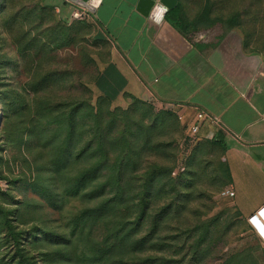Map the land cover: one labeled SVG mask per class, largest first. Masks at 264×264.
<instances>
[{
  "label": "rangeland",
  "instance_id": "rangeland-1",
  "mask_svg": "<svg viewBox=\"0 0 264 264\" xmlns=\"http://www.w3.org/2000/svg\"><path fill=\"white\" fill-rule=\"evenodd\" d=\"M205 6L212 17H233L249 48L264 51V0L189 1L191 13ZM60 23L49 0H0V243L6 233L11 243L1 246L0 253H13L10 246L17 233L25 236L42 229L73 240L76 264H264V241L233 209L230 199L220 196L223 180L216 159L224 155L223 149L207 144L185 153L183 129L169 117L164 123V113L145 104H97L93 112L100 119L94 115L91 125L98 129L100 120L108 131L111 151L106 168L88 187L90 194L86 189L67 193L66 185L58 188L47 156L28 135L27 119L42 111L41 103L52 92L70 100L79 78L96 98L93 79L99 60L109 53L108 41L93 23L73 24L65 32ZM34 37L49 44L40 57L31 43ZM51 73L59 74L58 81L41 86ZM122 150L126 156L121 193L113 187L102 189ZM74 163L77 170L84 165L81 160ZM179 165L184 170L178 172ZM111 199L116 205L99 220L86 222L81 215L83 209ZM2 211L9 213V222ZM119 227L124 234L134 228L135 232L110 252ZM25 243L38 264L49 258L44 251L55 255L60 248L52 239Z\"/></svg>",
  "mask_w": 264,
  "mask_h": 264
},
{
  "label": "crops",
  "instance_id": "crops-1",
  "mask_svg": "<svg viewBox=\"0 0 264 264\" xmlns=\"http://www.w3.org/2000/svg\"><path fill=\"white\" fill-rule=\"evenodd\" d=\"M137 1L103 0L90 11L88 21L109 43L95 93L122 107L134 98L151 106L155 100L171 103L183 116L178 122L184 132L198 108L220 116L225 129L205 122L200 140L222 134L229 176L222 190H235L227 198L249 220L264 206V51L245 47L236 27L189 24L198 16L190 12L192 0H178L160 25L137 10ZM179 2L182 13L175 10ZM49 3L65 21L78 7L69 0Z\"/></svg>",
  "mask_w": 264,
  "mask_h": 264
},
{
  "label": "trees",
  "instance_id": "trees-1",
  "mask_svg": "<svg viewBox=\"0 0 264 264\" xmlns=\"http://www.w3.org/2000/svg\"><path fill=\"white\" fill-rule=\"evenodd\" d=\"M182 8L183 4L179 2L175 10H181L182 13ZM59 21L61 22L60 29L62 31L64 30V32L67 26H71L73 24H90L87 20H74L70 22L62 20L60 17ZM218 22L225 24L229 28L237 26V22L233 19V17H229L226 20L222 17H212L207 11L206 6L203 10L198 11V16L195 17V19L188 23L195 26L196 24L201 23L212 25ZM31 41V43H35V46H37V48H35L36 57H40V55H42L44 51L49 48V44H46L42 38L36 39L34 37ZM244 44L245 47L249 48V44L247 42L244 41ZM53 50L54 49L52 48L49 52H53ZM98 73L99 67L93 82H95ZM58 75V73L47 74L41 86L44 84L43 87H51L58 81V78H56ZM89 86L90 85L88 83L79 78L75 87L76 92H74V96L70 100H64L63 98H60L56 92L55 94L52 92L51 97H44L45 99L41 103L42 111L33 117L29 116L27 119L29 137L32 136L31 138H34L36 147L41 150L42 154L47 156L48 171L56 179L58 188H64L66 185L68 187L66 189L67 193H80L82 190L86 189V195L90 194V191L88 192L87 190L88 187L98 181L99 174L104 171L109 161L111 142L108 136V131H106V126L99 120L98 129L94 128V125H91V117L95 115L93 111L97 108V104L104 101L111 105L113 102L109 98L102 95H98L95 98L92 95L93 93ZM132 102L152 107L145 102L137 100L136 98H134L131 103ZM124 109L127 110L128 108ZM160 112L164 113V117L161 119L164 123L168 122L167 119L170 118L178 125L180 130L182 129L183 126H180V120L174 112ZM95 116L100 119L99 115ZM95 130H97L96 134L90 136L95 132ZM94 138L97 140L96 149L93 148L95 142ZM124 140L128 145L131 143V141L127 138ZM207 144L217 145L225 151L222 134L220 132L215 140L210 142H203V140H200L196 145V148ZM130 147L131 146H129V148ZM120 153L122 154L117 155L116 160L111 165L112 168L110 167L114 174L104 181L102 189L113 187L121 193L120 191L123 189L124 180L122 160L126 156V150H122ZM95 156L98 157L96 161L93 160ZM222 157H218L216 159L218 165L217 174H221L223 180L221 189L229 179L227 169L221 160ZM76 160H81V164H84L81 166V169L77 170L76 166L74 168L72 167L73 164L71 165V162L74 161L76 163ZM146 199H148V194H145L143 198V203H145L144 213H146V208L148 207V200ZM105 202L106 203H101L96 207L86 208L81 211V215L86 217V222L89 219L99 220L104 215L103 213L105 211L109 210L113 205H116V202L114 203V200L112 199L110 201L106 200ZM2 212H4L3 214L6 222H9V213L5 211ZM236 212L239 214L238 211ZM17 215H20V212H18ZM141 217V215L138 216V222ZM114 232L116 233L117 242H111L109 246L110 252L120 249L121 245L126 240L125 237H129L133 234V232H135V228L131 231V233L126 234H124L121 227L116 229ZM7 238L8 233L1 238L3 239V242L0 243V247L3 245L9 246L11 244L6 240ZM50 239H52L55 245L60 246V248L57 250L55 255H52L49 249L43 252V255L49 256L46 264H76V246L73 240H71L67 234L48 233L42 229L29 231L25 234V236H23L22 233H17L13 244L10 246L13 253L11 254L8 250L4 254L0 253V255L3 254L0 256V264H38V260H35L33 256L28 254L25 241L29 244L34 243L35 240L45 242V240ZM137 245H139V242Z\"/></svg>",
  "mask_w": 264,
  "mask_h": 264
},
{
  "label": "built area",
  "instance_id": "built-area-1",
  "mask_svg": "<svg viewBox=\"0 0 264 264\" xmlns=\"http://www.w3.org/2000/svg\"><path fill=\"white\" fill-rule=\"evenodd\" d=\"M90 10L87 9L86 7H81L78 6L77 8H75L72 13H71V17H70V22L74 21V20H89L90 18ZM152 106L154 108L155 111H172L175 112L174 106L171 103L165 102V101H161V100H155L152 102ZM176 113V112H175ZM177 114L178 119L181 121L183 120V116L181 114ZM205 122H210L212 124H214L215 126H219L221 128V130H224V124L223 121L221 119L220 116L211 113L207 110L198 108L196 110V113L193 117L192 120H190L188 123H186V127H185V141L183 147L186 148L187 152L185 153H190L191 150L193 149V147H195L198 142L200 141V135H199V131L201 126L205 123ZM178 172H180V170H184V165H179L177 168ZM235 195V190L231 187H226L223 190H221L220 192V196L222 197H233ZM264 209V206L261 208ZM260 209V210H261ZM258 213L252 215L251 217H256L257 219L260 220H264V217L259 215ZM250 217V218H251ZM249 218V219H250Z\"/></svg>",
  "mask_w": 264,
  "mask_h": 264
},
{
  "label": "clouds",
  "instance_id": "clouds-1",
  "mask_svg": "<svg viewBox=\"0 0 264 264\" xmlns=\"http://www.w3.org/2000/svg\"><path fill=\"white\" fill-rule=\"evenodd\" d=\"M103 0H95L94 2V7L99 8L100 5H102ZM169 11V8L166 4L162 3V0H154V4L152 8L150 9L147 19L156 24L160 25L164 22L165 17ZM259 215L264 217V209H261L259 212ZM249 223L253 227V229L256 232L257 237L261 240L264 241V224L261 223L260 219H257L256 217H251L249 219Z\"/></svg>",
  "mask_w": 264,
  "mask_h": 264
},
{
  "label": "water",
  "instance_id": "water-1",
  "mask_svg": "<svg viewBox=\"0 0 264 264\" xmlns=\"http://www.w3.org/2000/svg\"><path fill=\"white\" fill-rule=\"evenodd\" d=\"M69 1H71L72 3L78 6L86 7L92 12H95L97 10V8L93 6L95 0H69ZM177 2L178 0H162V3L166 4L169 10L173 9L176 6ZM153 4H154V0H138L136 8L143 15L147 16Z\"/></svg>",
  "mask_w": 264,
  "mask_h": 264
},
{
  "label": "bare ground",
  "instance_id": "bare-ground-1",
  "mask_svg": "<svg viewBox=\"0 0 264 264\" xmlns=\"http://www.w3.org/2000/svg\"><path fill=\"white\" fill-rule=\"evenodd\" d=\"M261 222L264 224V220H261Z\"/></svg>",
  "mask_w": 264,
  "mask_h": 264
}]
</instances>
